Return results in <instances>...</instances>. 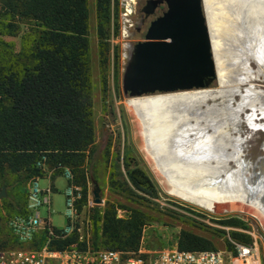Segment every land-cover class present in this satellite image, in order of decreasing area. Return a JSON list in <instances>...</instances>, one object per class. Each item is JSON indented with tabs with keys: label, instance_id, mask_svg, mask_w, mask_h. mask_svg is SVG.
I'll return each mask as SVG.
<instances>
[{
	"label": "trees",
	"instance_id": "1",
	"mask_svg": "<svg viewBox=\"0 0 264 264\" xmlns=\"http://www.w3.org/2000/svg\"><path fill=\"white\" fill-rule=\"evenodd\" d=\"M94 1L103 65L109 51L111 0ZM28 21L33 24L34 40L15 51V45L2 36L16 35L19 24ZM101 85L105 92L103 78ZM94 142L87 0H0V190H21L34 179L43 178L48 170L62 177L68 171L72 179L66 180L67 184L80 188L77 220L69 235L51 239V248L137 252L144 229L152 222L151 216L138 209H126L127 215L118 218L116 207L95 206L91 210L89 239L77 232L78 215L87 204V163ZM126 176V191L155 194L153 183L141 169H129ZM15 196L12 215H23L27 197L19 192ZM218 223L248 228L237 217ZM46 238L47 232L42 230L33 247L43 245ZM229 238L243 243L252 241L248 234L234 230L229 232ZM227 244L230 249V241ZM148 245L150 249L161 248L160 237L151 234ZM176 248L214 249L209 239L185 230L177 235Z\"/></svg>",
	"mask_w": 264,
	"mask_h": 264
},
{
	"label": "bare ground",
	"instance_id": "2",
	"mask_svg": "<svg viewBox=\"0 0 264 264\" xmlns=\"http://www.w3.org/2000/svg\"><path fill=\"white\" fill-rule=\"evenodd\" d=\"M202 2L217 88L133 95L124 106L134 139L169 194L214 213L244 212L264 220V167L248 150V135L264 130V75L238 73L242 66L227 52L232 42L226 30V25L239 30L243 19L264 39V0ZM213 38L220 52L223 47L221 70ZM257 61L264 74V59ZM199 91L201 101L191 105L185 97L170 96ZM175 105L180 107L174 110Z\"/></svg>",
	"mask_w": 264,
	"mask_h": 264
},
{
	"label": "rangeland",
	"instance_id": "3",
	"mask_svg": "<svg viewBox=\"0 0 264 264\" xmlns=\"http://www.w3.org/2000/svg\"><path fill=\"white\" fill-rule=\"evenodd\" d=\"M87 6L95 142L92 147L93 153L87 163V204L78 215V223L82 237L89 239L92 208L97 206L101 209H105L112 205L117 209L118 218L125 217L127 215L126 209L131 208L143 211L152 217V222L144 229L143 237L138 248L149 255L176 248L177 235L181 230L189 231L209 239L214 249L227 248V240H231L229 238V232L233 230L242 232V230H244L218 223L219 220L228 217H237L244 222L247 221L250 223L260 236L261 244H264V220L262 218L244 212L214 213L208 209L206 210L205 208L198 207L169 194L156 178L139 145L134 139L132 125L124 106L125 100L129 98L130 95L126 94L123 89L125 66L119 59L117 45L113 42V38L116 36L117 26L116 0L110 1L111 20L109 23L108 38L109 51L106 56L107 62L103 65L100 63L101 57L99 56L98 39L96 35L97 20L95 1L87 0ZM238 18L236 20H238ZM150 21L151 19L147 22L149 23ZM222 23H225V20H223ZM226 23L228 22L226 21ZM240 23L239 30H237L235 26H233V29L230 25H226L227 34H229V42H232L227 52H231L234 55L233 60L241 64V68L237 66L238 73L245 74V76L247 74L256 77L261 76V74L264 75L257 61L264 59V39L253 35V31L250 30V26L245 20L241 19ZM32 27L33 24L29 21L21 22L19 24L20 29L16 35H4L2 39L7 42H12L15 45V51H19L22 44L34 40L35 36ZM223 33L224 32H222V34ZM139 38L138 42L143 41L144 34L139 36ZM213 43L215 46L217 65L221 70L222 60L225 59V57H223V47L220 52L219 44L215 38H213ZM237 46L241 48L238 50ZM255 56L259 58L256 59ZM102 78L106 80L105 92H102ZM262 84L264 88V82H262ZM217 85L218 80L215 79L209 86L203 89H215ZM200 93H202V91L170 96L185 97L189 105V103L193 104L201 101L202 97ZM175 106L176 107L173 108L174 110L180 107L177 105ZM215 114H217V112H215L214 115ZM243 127L248 129L249 126L247 123L243 122ZM254 133L248 135L249 157L254 161H257L258 158L261 157L260 165L264 167V130L259 129L256 134ZM133 168L141 169L149 177L155 189V194L153 196L137 190H133V192L126 191L127 186L123 183L127 181V170ZM8 180L9 182H13L12 177H8ZM38 184L40 188L46 187L45 182L41 181L38 182ZM95 185L100 188V199L102 201L100 205H95L93 203L92 191ZM56 187L58 191L52 192L51 195L52 211L50 220L53 227L64 228L66 225V218L64 215V190L67 184L64 179L61 178ZM18 192L27 197L28 186L22 187L21 190L7 188V196L0 199V245L15 246L6 223L7 219L13 214L12 205L15 203V195ZM39 211L41 217L46 218V207H41ZM153 233L160 237V241L162 242L161 248H148L150 235Z\"/></svg>",
	"mask_w": 264,
	"mask_h": 264
},
{
	"label": "built area",
	"instance_id": "4",
	"mask_svg": "<svg viewBox=\"0 0 264 264\" xmlns=\"http://www.w3.org/2000/svg\"><path fill=\"white\" fill-rule=\"evenodd\" d=\"M167 0H116V36L113 42L118 48V57L126 67L139 36L147 29V16L143 9L148 2L155 4L154 15H161L166 9ZM41 166L42 164H38ZM66 180L72 177L64 172ZM34 179L28 188L27 208L23 215H11L7 219V228L15 246L0 245V264H264V244L260 236L247 221L248 234L252 241L243 243L229 240L231 248L202 251H182L177 248L163 250L155 254L145 251L127 252L119 250L100 249L82 251L74 246L56 250L51 248L53 238L69 235L77 220L76 202L80 199V189L73 184H67L65 189V218L64 228H56L48 218H42L40 208L45 206L50 212L51 191L42 190ZM42 230H46L47 238L43 245L33 247ZM80 232V229H77ZM263 250V252H262Z\"/></svg>",
	"mask_w": 264,
	"mask_h": 264
},
{
	"label": "water",
	"instance_id": "5",
	"mask_svg": "<svg viewBox=\"0 0 264 264\" xmlns=\"http://www.w3.org/2000/svg\"><path fill=\"white\" fill-rule=\"evenodd\" d=\"M148 2L143 11L154 14ZM216 79L212 46L202 0H167L165 11L153 18L136 43L125 67L124 92L130 96L203 89ZM100 205V188L92 191ZM7 196L0 190V199Z\"/></svg>",
	"mask_w": 264,
	"mask_h": 264
},
{
	"label": "crops",
	"instance_id": "6",
	"mask_svg": "<svg viewBox=\"0 0 264 264\" xmlns=\"http://www.w3.org/2000/svg\"><path fill=\"white\" fill-rule=\"evenodd\" d=\"M61 178H63L64 181H65V183L67 184V181H66L64 175H63V177H62V176H58V175H55L54 170H48V171H46V174L44 175V177L41 178V179H39L38 182H41V181H42V182H45L46 187L41 188V189H42V190H45V189L49 188L50 191H51V195H52V192H54V191H58L56 185H57V183L59 182V179H61ZM27 186H28V188H29V183L27 184ZM51 195H50V198H51ZM64 196H65V190H64ZM25 205H26V208H27V203L24 204V206H25ZM51 209H52V199H51V205H50V212H49V214L46 213V214H47L46 218L49 219L50 224L52 225L51 220H50L51 211H52ZM56 228H57V227H56Z\"/></svg>",
	"mask_w": 264,
	"mask_h": 264
},
{
	"label": "flooded vegetation",
	"instance_id": "7",
	"mask_svg": "<svg viewBox=\"0 0 264 264\" xmlns=\"http://www.w3.org/2000/svg\"><path fill=\"white\" fill-rule=\"evenodd\" d=\"M156 16L153 14V15H149V16H147V21L149 20V19H153V18H155ZM188 103V102H187ZM189 105H191V103H189Z\"/></svg>",
	"mask_w": 264,
	"mask_h": 264
}]
</instances>
